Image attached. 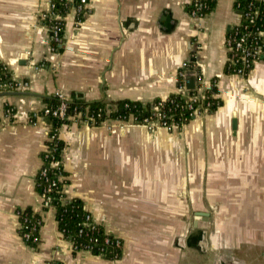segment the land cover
<instances>
[{"label": "crops", "instance_id": "obj_1", "mask_svg": "<svg viewBox=\"0 0 264 264\" xmlns=\"http://www.w3.org/2000/svg\"><path fill=\"white\" fill-rule=\"evenodd\" d=\"M187 2L87 0L82 21L66 14L52 51L38 19L48 0H0V64L27 83L16 90L26 94L0 96V264H264V60L246 76L224 73L234 0L201 17ZM188 61L201 89L216 79L213 112L172 129L117 120L58 129L64 194L122 240L117 260L72 254L34 189L51 128L46 99L55 90L87 102L165 98ZM24 206L42 215L37 249L16 230Z\"/></svg>", "mask_w": 264, "mask_h": 264}, {"label": "trees", "instance_id": "obj_2", "mask_svg": "<svg viewBox=\"0 0 264 264\" xmlns=\"http://www.w3.org/2000/svg\"><path fill=\"white\" fill-rule=\"evenodd\" d=\"M217 0H191L186 4V11L190 14L195 9L196 16H205L212 11ZM54 7L51 13H46L42 23L50 25L60 21V29L63 37L64 17L81 5L80 0H52ZM234 8L241 15V23L233 26L226 34V38L232 34L246 35L247 41L254 37L256 45L264 43V35H258L259 30H264V0H234ZM257 10V14H254ZM85 8L75 12V21L80 22L83 19ZM250 11L253 18L246 19V12ZM60 15L62 20L53 19L52 15ZM249 18V17H247ZM63 41V38H62ZM54 50H57L61 43H53ZM264 60V57L262 58ZM190 63H194L193 61ZM195 64V63H194ZM0 66H3L0 64ZM252 64L247 67L242 66L239 62H235L231 67L226 61L224 64V73H237L236 70L241 68L240 75L246 76ZM198 72V68L194 65ZM1 81L9 80L10 73L0 71ZM183 82V76L177 81V84ZM210 87L204 89V99L201 101L202 106L208 112H213L221 104V99L217 96L218 90L216 79L213 78L210 82ZM194 91H190L192 93ZM59 104V99L52 95L46 99V107L50 110L56 108ZM160 104V111L165 115L172 114L173 120L177 123H187L194 115L192 110L187 107L186 97L181 93H171L164 99L155 98L150 102H139L129 100L117 101H92L87 102L83 99L73 98L68 100V111L64 118H58L50 115L51 128L47 139L45 140V148L48 150V157L45 163L40 166L34 177V189L37 194L44 193L48 198L49 204L54 210V217L57 222V228L62 236L69 240L72 244V254L79 250L90 248V252L94 255H99L107 260H117L122 253V247L114 245L112 235L104 231L103 227L96 224L92 219L88 221L87 226H82L81 223L86 220L89 212L84 209L81 199L77 197H67L63 192V186L68 182L65 172L60 165V155L65 147L64 142L58 137V129L69 124L71 121L86 120L88 124L97 126L106 118L128 119L130 115L133 120L139 123L144 117L149 116L153 112V107ZM196 102L192 103L195 107ZM7 108V107H6ZM43 114V110L40 112ZM167 118V117H166ZM168 119V118H167ZM45 150L42 151L41 160L44 159ZM59 161L54 166H49V161ZM46 168V174L42 175L41 168ZM60 178V179H58ZM55 184H52V182ZM42 211L48 210L47 207H41ZM18 220L17 232L24 243L34 249H37L40 242L39 230L42 225V215L40 212L34 211L30 206L18 207L16 209ZM108 239V241H106ZM122 241V240H121ZM59 261H52L51 264H59Z\"/></svg>", "mask_w": 264, "mask_h": 264}, {"label": "built area", "instance_id": "obj_3", "mask_svg": "<svg viewBox=\"0 0 264 264\" xmlns=\"http://www.w3.org/2000/svg\"><path fill=\"white\" fill-rule=\"evenodd\" d=\"M191 1V0H189ZM81 5H79L77 8H73L72 12H77L80 11L81 8H86L87 6V0H80ZM54 7V4L52 2V0H48V9L45 12H41L39 14V20L41 22L42 19L45 18L46 13H51L52 12V8ZM254 14H257V10H254ZM190 15L192 16H196L195 15V9L192 10V12L190 13ZM246 19L251 20L253 18V15H251L250 11L246 12ZM53 19L55 20H62V17L60 15H52ZM249 17V18H247ZM241 15H240V20L238 22L239 25L241 23ZM45 24V23H44ZM48 29L50 30V39L51 42L53 43H61L62 41V34L60 29H62V27L60 26V21L59 22H55L52 23L50 25L45 24ZM258 35H264V30H259L258 31ZM225 46L227 49V62H228V66H232L235 62H239L242 66L247 67L250 64L253 65V63L257 60H260L264 57V43L262 45H256V42L254 41V37L250 39V41H247L246 35H237V34H232L231 36H229L228 38H226L225 40ZM50 49L52 51H54V46L53 44H50ZM191 61L188 62H182L180 69L178 70V78L177 81H179V79L183 76V71L186 68H194V63H190ZM6 71L5 66H0V71ZM241 68L236 70V74L240 75ZM198 82V88L190 93L189 91H186L184 89L183 86V82L177 84V88H176V92L175 93H181L183 96L186 97V101H187V107L190 108L193 112V114L199 113L203 110H205V107L202 106L201 101L204 99V89H201L200 84H203V80L202 78H200V76H198L197 79ZM211 85V84H210ZM27 87V83L23 82L21 80H3L1 81V77H0V92L1 91H16V90H25ZM210 87V86H209ZM208 87V88H209ZM54 95L59 99V104L56 108L50 110L48 107H45L43 109V114L45 116H56L58 118H64L66 116L67 113V109H69L68 107V99L66 98L65 94H63L60 90H55L54 91ZM164 99V98H162ZM196 102L197 105L195 107L192 106V103ZM160 104L155 105L153 107V112L152 114H150L149 116L144 117L139 123L146 125L148 128H154V127H164L167 129H172V128H180L181 126L184 125L183 122L181 123H177L173 120L172 114L170 113L169 115H165V113L160 111ZM168 119H167V118ZM110 120H117L120 122L123 121H131L134 122L133 120V116L130 115L128 117V119H122V118H116V119H110V118H106L104 121H102L101 123L110 121ZM86 121V120H85ZM100 123V124H101ZM136 123V122H134ZM45 150V156L44 159L42 158V163L41 165H43V163H45L46 158L48 157V150L47 148L44 149ZM59 161H54L51 160L49 161V166H54L58 163ZM46 168L47 167H42L41 168V173L42 175L46 174ZM60 179V178H58ZM52 184H55V182L53 181ZM40 198V202H41V207H47L52 208V206L49 204L48 198L45 196L44 193H41L38 195ZM92 219L91 214L89 213V215L86 216V220L83 221L81 223L82 226H87L88 221ZM96 224H98L95 220H93ZM112 240L114 242V245L117 247H122V241L119 237L112 235ZM106 241H108V239H106ZM72 246V244H71ZM79 251H89L90 252V248L85 249V250H79ZM61 264V263H59Z\"/></svg>", "mask_w": 264, "mask_h": 264}, {"label": "water", "instance_id": "obj_4", "mask_svg": "<svg viewBox=\"0 0 264 264\" xmlns=\"http://www.w3.org/2000/svg\"><path fill=\"white\" fill-rule=\"evenodd\" d=\"M198 72L195 68H186L183 71V86L186 91H195L198 88ZM27 92L23 91H1L0 96L3 95H16V94H26ZM68 111V109L66 110ZM198 216H206V214H202L201 212H197Z\"/></svg>", "mask_w": 264, "mask_h": 264}]
</instances>
